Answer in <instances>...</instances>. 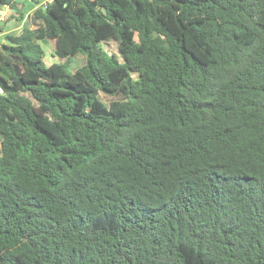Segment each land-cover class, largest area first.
Here are the masks:
<instances>
[{
    "label": "trees",
    "instance_id": "obj_1",
    "mask_svg": "<svg viewBox=\"0 0 264 264\" xmlns=\"http://www.w3.org/2000/svg\"><path fill=\"white\" fill-rule=\"evenodd\" d=\"M34 16L0 46V264H264V0Z\"/></svg>",
    "mask_w": 264,
    "mask_h": 264
},
{
    "label": "rangeland",
    "instance_id": "obj_2",
    "mask_svg": "<svg viewBox=\"0 0 264 264\" xmlns=\"http://www.w3.org/2000/svg\"><path fill=\"white\" fill-rule=\"evenodd\" d=\"M48 1H45L43 3L42 6H45L47 4ZM36 5L33 4L32 2H28L26 9L24 11V15H25V23L28 26H30L32 29H36L38 28L40 25H42V21L35 18L34 13L36 11L37 8H35ZM14 13L12 10L9 11V15H6L8 18L10 17V15ZM16 17L18 16L17 14H15ZM5 21H0V26L4 23ZM5 42V36H3L2 38H0V46L1 43ZM43 46L45 48L46 51V63L48 65L55 63V62H62L63 60L59 59L56 55H55V48H56V42L55 41H42ZM103 46L105 48V50L110 53V54H118V44L115 41H109L106 43H103ZM85 64V57L81 54L75 56L73 58L72 61V65L71 68L72 70H77L78 68H80L81 66H83ZM134 77H137L136 75H134ZM124 98V95H118L114 98H110L107 97L105 95H101V99L102 101L109 105L113 100H120Z\"/></svg>",
    "mask_w": 264,
    "mask_h": 264
},
{
    "label": "crops",
    "instance_id": "obj_3",
    "mask_svg": "<svg viewBox=\"0 0 264 264\" xmlns=\"http://www.w3.org/2000/svg\"><path fill=\"white\" fill-rule=\"evenodd\" d=\"M46 1H51V0H46ZM28 3V2H27ZM27 3L25 5V8L23 9V12L25 11L26 9V6H27ZM44 3V2H43ZM43 3L39 4V5H36L35 8H38L39 6H42ZM11 10V9H10ZM10 10H7V9H4V8H1L0 7V13H5L6 15H9V11ZM12 15V14H11ZM16 16V15H15ZM8 18V17H7ZM25 19L24 18V21L22 22H19V21H16V20H12L10 22H8L7 26H6V29L4 32H0V38H2L3 36H5L6 33H17L21 28L22 26L24 25L25 23ZM7 21V20H6Z\"/></svg>",
    "mask_w": 264,
    "mask_h": 264
},
{
    "label": "built area",
    "instance_id": "obj_4",
    "mask_svg": "<svg viewBox=\"0 0 264 264\" xmlns=\"http://www.w3.org/2000/svg\"><path fill=\"white\" fill-rule=\"evenodd\" d=\"M4 9L10 10V8L8 6H4ZM7 20V16L5 13H0V21H6Z\"/></svg>",
    "mask_w": 264,
    "mask_h": 264
},
{
    "label": "water",
    "instance_id": "obj_5",
    "mask_svg": "<svg viewBox=\"0 0 264 264\" xmlns=\"http://www.w3.org/2000/svg\"><path fill=\"white\" fill-rule=\"evenodd\" d=\"M0 91L2 92V90L0 89Z\"/></svg>",
    "mask_w": 264,
    "mask_h": 264
}]
</instances>
